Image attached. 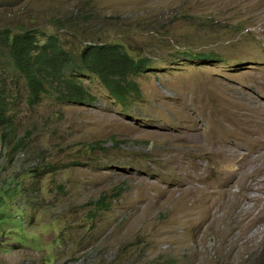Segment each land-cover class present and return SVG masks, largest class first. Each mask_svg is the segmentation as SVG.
<instances>
[{
	"label": "rangeland",
	"instance_id": "1",
	"mask_svg": "<svg viewBox=\"0 0 264 264\" xmlns=\"http://www.w3.org/2000/svg\"><path fill=\"white\" fill-rule=\"evenodd\" d=\"M3 27L149 64L124 104L84 71L92 101L30 106L2 59L0 264H264L261 163L228 134L264 127V0H0Z\"/></svg>",
	"mask_w": 264,
	"mask_h": 264
},
{
	"label": "trees",
	"instance_id": "2",
	"mask_svg": "<svg viewBox=\"0 0 264 264\" xmlns=\"http://www.w3.org/2000/svg\"><path fill=\"white\" fill-rule=\"evenodd\" d=\"M194 56L199 59L213 57L205 53ZM3 58L23 77L30 106L38 103L44 94L74 103L92 101L94 96L76 77L84 71L96 75L112 97L124 104L130 95L140 94L131 76L144 72L149 64L148 58L132 56L121 43L89 42L69 50L55 34L48 35L40 43L36 31H15L9 27L0 29V70ZM8 97L5 81L0 75V127L12 131L9 110L16 98H9V101Z\"/></svg>",
	"mask_w": 264,
	"mask_h": 264
},
{
	"label": "bare ground",
	"instance_id": "3",
	"mask_svg": "<svg viewBox=\"0 0 264 264\" xmlns=\"http://www.w3.org/2000/svg\"><path fill=\"white\" fill-rule=\"evenodd\" d=\"M250 107V106H249ZM248 107V109L249 110H251V108H249ZM247 109V110H248ZM255 111L256 110H254V113H255ZM246 112V111H245ZM248 112H250V111H248ZM246 116L243 118V116L241 117V118H243V122L241 121V122H239L240 124L239 125H237L236 124V126H235V128H233V130L232 131H229V130H227V131H229V133L228 134H230V135H233V136H235V134L236 133H238V134H240L241 136H242V138H244L243 140H245V139H247L248 141H249V143H250V145H252V149H253V153L254 154H257V156H256V158L254 157V159L256 160V161H259L261 164H260V166L259 167H257L256 169H254V172H255V174H264V122H262L261 124H263V125H261L263 128H260V117H259V121L258 120H256V121H258V122H253V117L251 116V115H249V116H247V114H245ZM249 117H251V118H249ZM254 117H255V115H254ZM262 121H264V119L262 120ZM253 123H255V124H253ZM249 126L250 127H252L251 129H248L249 128ZM259 127V128H258ZM228 128V127H227ZM256 134V135H255ZM249 137H251V138H249ZM251 149V148H250ZM263 151V153H261ZM249 152V151H248ZM251 152V151H250ZM251 152V153H252ZM240 154V153H239ZM246 155V154H245ZM244 155V156H245ZM249 155V154H248ZM251 155V154H250ZM254 156V155H253ZM224 157V156H223ZM246 158H247V156H246ZM251 158V157H250ZM219 159V158H218ZM221 159V158H220ZM242 159H245L244 157L243 158H241V159H239V162H241L242 161ZM246 160V159H245ZM233 161V160H232ZM250 160H248V162H249ZM255 161V162H256ZM251 163V162H250ZM227 167V166H226ZM226 171V170H225ZM227 173V172H226ZM235 173V172H234ZM198 176V175H197ZM224 177V176H223ZM244 178V177H243ZM224 179V178H223ZM264 181V179L261 181V182H263ZM239 183V182H238ZM227 185V184H226ZM225 185V186H226ZM221 186L222 187H224V184L222 185L221 184ZM221 186H219V188L221 187ZM255 188V187H254ZM222 190H223V188H222ZM245 190V189H244ZM187 192V191H186ZM219 192H220V190H219ZM256 198V197H255ZM254 199V198H253ZM230 204V203H229ZM264 206V205H263ZM214 219V218H213ZM212 219V220H213Z\"/></svg>",
	"mask_w": 264,
	"mask_h": 264
}]
</instances>
